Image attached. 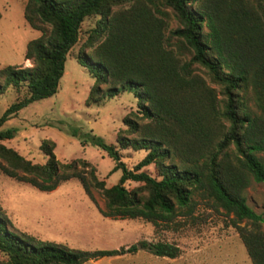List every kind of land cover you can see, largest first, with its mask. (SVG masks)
<instances>
[{
    "label": "trees",
    "instance_id": "obj_1",
    "mask_svg": "<svg viewBox=\"0 0 264 264\" xmlns=\"http://www.w3.org/2000/svg\"><path fill=\"white\" fill-rule=\"evenodd\" d=\"M22 16L40 34L25 43L29 66L0 67V93L8 86L25 91L4 108L0 126L28 103L55 93L66 54L91 16L97 19L83 42L91 51L75 57L94 79L84 102L123 90L137 102L121 117L117 146L90 137L114 161L111 170H120L110 186L84 159L60 162L49 138L38 145L42 163L0 142V170L44 191L74 177L93 202L89 187L100 192L105 209L97 208L112 219L170 222L189 215L197 196L231 216L250 263L264 264V217L244 194L250 181L264 183L258 155L264 151V0H26ZM13 133L0 130V140ZM127 148L144 151L132 169L120 161L118 149ZM149 164L153 176L141 170ZM78 165L89 168L88 177ZM126 180L138 184L127 188ZM138 247L168 258L179 250L159 240L73 248L17 230L0 208V264H82Z\"/></svg>",
    "mask_w": 264,
    "mask_h": 264
},
{
    "label": "rangeland",
    "instance_id": "obj_2",
    "mask_svg": "<svg viewBox=\"0 0 264 264\" xmlns=\"http://www.w3.org/2000/svg\"><path fill=\"white\" fill-rule=\"evenodd\" d=\"M25 1L0 0V67L30 65V61L23 58L25 43L40 32L30 28L22 16ZM96 19L91 16L82 21L78 41L66 54L55 93L28 103L7 119L0 130L12 128L14 133L11 138L0 142L31 162L42 163L45 156L38 145L42 139L49 138L54 142L53 152L60 162L84 159L94 166L97 178L103 180L105 186H110L117 182L120 170H111L114 161L91 143L90 137L96 136L104 143L117 146L114 137L122 127L121 117L135 110L137 100L132 92L123 90L98 103L84 102L94 79L83 65L75 61V57L80 50L90 53L92 47L84 46L83 42ZM168 24L174 26L172 18ZM100 87L104 89L107 85ZM24 95V88H5L0 93V114ZM248 104L255 110L250 102ZM118 151L120 161L128 169H132L144 154L143 150L130 148ZM258 155L264 161V151ZM77 169L88 177L89 168L78 165ZM141 170L155 175L152 164ZM137 184L130 180L124 182L127 188ZM89 191L94 202L74 177L44 191L0 170V208L19 231L40 240L84 250L116 249L139 240L165 241L179 249L174 260L155 258L138 247L131 253L87 260L82 264H150L151 260V264H251L231 216L220 208H212L208 201L197 196H193L189 215H176L170 222L154 224L141 218L103 216L97 208L105 209L100 192L92 186ZM244 194L253 211L264 217V183L250 181ZM260 227L264 230V223Z\"/></svg>",
    "mask_w": 264,
    "mask_h": 264
},
{
    "label": "crops",
    "instance_id": "obj_3",
    "mask_svg": "<svg viewBox=\"0 0 264 264\" xmlns=\"http://www.w3.org/2000/svg\"><path fill=\"white\" fill-rule=\"evenodd\" d=\"M152 255V254H151ZM153 257H155V258H160V259H164V258H168V257H159V256H154L153 255ZM175 258V257H174ZM174 258H168V259H170V260H174ZM151 263H153V261L151 260V262H150V264ZM147 264H149V262H147Z\"/></svg>",
    "mask_w": 264,
    "mask_h": 264
}]
</instances>
